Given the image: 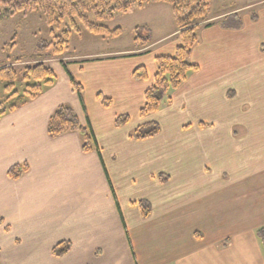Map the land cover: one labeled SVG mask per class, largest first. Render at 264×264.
<instances>
[{"label": "crops", "instance_id": "0c3cea01", "mask_svg": "<svg viewBox=\"0 0 264 264\" xmlns=\"http://www.w3.org/2000/svg\"><path fill=\"white\" fill-rule=\"evenodd\" d=\"M225 1L218 3L225 7ZM228 1L237 9L213 11L199 31L191 56L199 69L158 112L139 118L135 127L131 120L112 129L114 138L101 157L83 151L77 132L55 139L48 134L62 105L87 122V96L84 111L65 74L62 83L58 79L2 117L0 264H264L257 235L264 228V7L247 11L264 0ZM159 5L164 4L143 9ZM150 28L149 46L116 53L137 57L114 68L121 96L116 90L108 99L111 106L121 100L113 119L140 117L156 58L174 55L181 43L177 28L173 33ZM157 33L162 37L153 40ZM140 66L147 69V80L132 76ZM105 93L101 88L94 95L100 108L99 94ZM151 122L161 125L157 136L130 138ZM23 163L29 171L13 180L10 168ZM164 174L169 180L162 183ZM122 184L130 190L128 198ZM143 200L152 205L148 219L138 205ZM136 227H150L156 237L157 229H165L168 236L130 240L127 228ZM64 241L72 243L71 252L52 257Z\"/></svg>", "mask_w": 264, "mask_h": 264}, {"label": "trees", "instance_id": "16d2710c", "mask_svg": "<svg viewBox=\"0 0 264 264\" xmlns=\"http://www.w3.org/2000/svg\"><path fill=\"white\" fill-rule=\"evenodd\" d=\"M213 0H0V21L9 19L18 13L29 14L42 12L46 23L50 27H61L66 21H70L67 30L62 36H58L54 52L57 56L62 55L70 46V38L73 32H80L81 25L95 35L102 37H119L122 29L111 30L104 22L112 21L117 13H129L134 8L143 9L156 4H168L172 8L177 30L181 40L174 55H163L156 58L157 73L153 85L145 93V104L141 109V118H146L158 112L164 101H171L173 91L177 90L192 72L199 69L198 65L191 62L194 48L199 43V31L208 26L212 10ZM81 24V25H80ZM150 26L137 27L135 29L134 43L137 49H143L150 45L151 34L144 35L143 30L150 31ZM54 33V30H52ZM70 78L72 88L79 97L84 111V88L71 75L64 66ZM135 80H147L148 71L145 67L137 68L133 73ZM56 75L52 68L44 63L25 69L22 82L26 87L22 92L15 90L18 81V73L12 66L0 69V82L5 83V92L9 96L7 102L17 100L7 106L0 102V120L8 112H12L24 104L36 99L48 87L56 82ZM106 107L112 104L108 98L103 99ZM129 115H121L116 118V128L129 125ZM77 132L82 138V148L85 153L97 151L101 157V149L97 144L95 133L89 123H82L74 108L62 105L53 113L49 124L48 134L51 138H59L65 134ZM161 132L158 122L144 123L139 125L130 134L133 140H146L157 136ZM29 171V164H17L10 168L8 175L13 180H19ZM163 183L164 181L160 179ZM119 206V204L117 203ZM144 219L150 218L152 205L143 200L138 202ZM4 220L0 219V225ZM9 230V226H6ZM257 235L264 246V228L257 231ZM72 243L64 241L52 250V256L63 258L72 250Z\"/></svg>", "mask_w": 264, "mask_h": 264}, {"label": "rangeland", "instance_id": "374dc122", "mask_svg": "<svg viewBox=\"0 0 264 264\" xmlns=\"http://www.w3.org/2000/svg\"><path fill=\"white\" fill-rule=\"evenodd\" d=\"M212 3L211 13L217 10L216 14H218V11L220 13L227 11L232 6V3L227 5L229 3L228 0L225 1V7L220 6L218 0H213ZM262 7H264V4L247 11L250 14L257 13ZM232 9L236 10L237 8L233 5ZM69 23L70 21L68 20L61 27L52 28L46 23L45 16L42 12L29 14L18 13L9 19L1 20L0 69L6 66H12L17 71L19 79L16 82L15 90L22 92L26 87V83H23L21 80L26 68L44 63L53 69L57 77L56 82L59 79L62 83L65 74L68 82L71 83L64 67L66 66L72 77L85 89L83 97L85 100V95L87 96L89 123L95 133L97 144L102 151V147L107 149L109 141H112L114 138L110 132L116 128V119H113L112 116L119 109V101L121 100L117 99L115 105H110L109 107H106L103 103L104 98H110L109 95L114 94L118 89V84H113L114 68L117 64L130 62L137 57L135 54L117 56L118 54L116 53L135 50L134 39L135 29L137 27L146 25L151 27L155 25L162 30V33H173L177 28L176 22L172 8L168 4L143 10L134 8L129 13H117L112 21L103 23L111 30L122 29V34L119 37L112 38L95 35L80 24L81 31L72 33L69 48L62 55L57 56L54 52L56 47L55 43L59 41L57 37L62 36L63 32L67 30ZM52 30H54V33ZM142 33L144 35L151 34V32L146 30H143ZM157 37L159 39L162 36L160 33H157L153 40ZM156 49L157 47H152V51ZM119 68L120 77L124 81V71L122 67ZM70 86L72 94L78 96L71 84ZM98 87L103 88L106 92L102 96L99 94L100 98L98 99L104 108H100L94 103V95L101 89ZM4 88L5 83L0 82V102H5L7 106L12 103H18L16 99L7 102L9 96L6 94ZM117 93L121 96L120 90H117ZM139 118L141 119V116L131 118V127L138 125ZM163 121L165 120L163 119ZM159 179H162L164 181L163 183L169 180L165 174L159 175ZM111 183V189L114 192ZM119 187L121 191L125 192V198H128L130 190L125 188L123 184ZM137 197L139 198L140 196ZM155 231L150 229V227L127 228V235L130 240H149L151 236L153 240H158V238H167L168 236V231L165 229H157V234L159 235L157 237L155 236ZM31 261L29 262L30 264L45 263L41 262L44 260Z\"/></svg>", "mask_w": 264, "mask_h": 264}]
</instances>
